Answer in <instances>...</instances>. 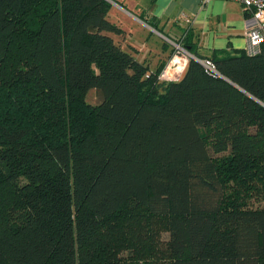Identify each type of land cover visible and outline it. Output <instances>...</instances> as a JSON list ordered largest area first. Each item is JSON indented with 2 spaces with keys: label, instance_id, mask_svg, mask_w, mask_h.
<instances>
[{
  "label": "trees",
  "instance_id": "1",
  "mask_svg": "<svg viewBox=\"0 0 264 264\" xmlns=\"http://www.w3.org/2000/svg\"><path fill=\"white\" fill-rule=\"evenodd\" d=\"M112 2L0 0V264H264V42L161 81Z\"/></svg>",
  "mask_w": 264,
  "mask_h": 264
},
{
  "label": "crops",
  "instance_id": "2",
  "mask_svg": "<svg viewBox=\"0 0 264 264\" xmlns=\"http://www.w3.org/2000/svg\"><path fill=\"white\" fill-rule=\"evenodd\" d=\"M111 9L115 10L118 17L116 21L125 30L123 42L136 49V56L139 60L150 62L149 57L152 55V50L147 48L145 39L135 36V32L131 30L133 26L143 28L148 32V37L152 32L161 37L163 33L164 40L166 37L178 39L184 36L188 42L193 43L194 48L202 56H209L213 49H227L234 53L236 50H244L246 46L244 11L235 2L139 0L125 8L113 3ZM146 21L155 27L150 26ZM166 26H168L167 34L162 32ZM173 26H177L182 35L170 34ZM164 54L162 51V55H155L154 60L158 57L155 66Z\"/></svg>",
  "mask_w": 264,
  "mask_h": 264
},
{
  "label": "built area",
  "instance_id": "3",
  "mask_svg": "<svg viewBox=\"0 0 264 264\" xmlns=\"http://www.w3.org/2000/svg\"><path fill=\"white\" fill-rule=\"evenodd\" d=\"M201 1L205 3L209 0ZM232 1L239 3L244 11V36L246 38L244 50L247 54H255L260 50V46L264 42V0ZM166 40L173 46L174 52L157 78L161 81H176L181 77L188 58H194V55L182 47L180 43H177L175 39L166 37ZM198 61L206 67V69L216 72L209 61L200 59H198Z\"/></svg>",
  "mask_w": 264,
  "mask_h": 264
},
{
  "label": "rangeland",
  "instance_id": "4",
  "mask_svg": "<svg viewBox=\"0 0 264 264\" xmlns=\"http://www.w3.org/2000/svg\"><path fill=\"white\" fill-rule=\"evenodd\" d=\"M135 1H139V0H129L128 3H127V0H124L123 2L120 1L124 6H127V5H132ZM224 2H232L234 3L235 1H232V0H223ZM114 3V2H113ZM112 3V4H113ZM237 3V2H235ZM117 4V3H116ZM239 4V3H238ZM240 5V4H239ZM241 6V5H240ZM242 10H243V7L241 6ZM116 9V8H115ZM110 18L111 20L113 21H116L117 20V13H115V10L111 9L110 10ZM117 22V21H116ZM136 25V24H135ZM138 25V24H137ZM133 26V25H132ZM132 31L135 32V36H138V37H141L142 39H145V43H146V46L148 49L152 50V55L149 57L150 58V66L152 68L155 67V64L157 62V58H155V60L153 59L155 57V55L157 54H160L162 55V43H163V33H162V37L160 35H158L157 33H151L150 36L148 37V32H146L143 28H138V26H133L131 27ZM167 28L168 26L164 27V33L167 32ZM173 31L170 33V34H179L178 36L182 35L181 34V31L178 29L177 26H173ZM167 34V33H166ZM169 42V41H168ZM170 44V43H169ZM148 49H146L148 51ZM172 56V55H171ZM170 56V58H171ZM169 58V59H170ZM168 59V60H169ZM167 63V62H166ZM88 101L91 102V103H97L98 100L100 99V96L98 95V93L95 91V90H92V92H89L88 96ZM257 201L255 200L253 202V205H257ZM260 204H262V202H260Z\"/></svg>",
  "mask_w": 264,
  "mask_h": 264
},
{
  "label": "water",
  "instance_id": "5",
  "mask_svg": "<svg viewBox=\"0 0 264 264\" xmlns=\"http://www.w3.org/2000/svg\"><path fill=\"white\" fill-rule=\"evenodd\" d=\"M113 3V2H112ZM194 58H195V56H194Z\"/></svg>",
  "mask_w": 264,
  "mask_h": 264
}]
</instances>
